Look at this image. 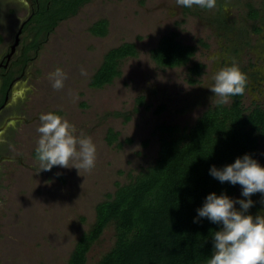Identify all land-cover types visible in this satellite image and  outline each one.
<instances>
[{
	"label": "rangeland",
	"instance_id": "obj_1",
	"mask_svg": "<svg viewBox=\"0 0 264 264\" xmlns=\"http://www.w3.org/2000/svg\"><path fill=\"white\" fill-rule=\"evenodd\" d=\"M30 3L0 0L8 30L0 52L14 42L30 15ZM251 5L261 11V20L250 18ZM102 20L109 23L108 34L93 35L91 28ZM173 33L196 48L195 57L188 66L160 68L150 52ZM32 34L19 36L20 49L34 41ZM39 42L40 50L29 54L27 81L18 89L26 121L16 123L8 145L9 157L22 160L0 165V264H67L80 238L95 225L96 207L115 195L118 184H129L154 165L161 147L159 127H193L218 104L206 86L220 67L238 64L249 83L244 108L264 109V0H216L212 9L184 7L178 0H92ZM125 43L136 45L137 57L121 62V75L111 85L91 87L106 54ZM194 63L203 64L205 72L190 84ZM57 67L67 74L60 90L48 79ZM231 104L229 98L225 105ZM162 106L166 109L158 113ZM47 112L68 119L77 134L92 137L97 158L91 171L54 166L39 173L37 128L41 113ZM110 131L118 134L112 144ZM258 161L264 166V140ZM235 198L246 199L241 187ZM251 199L255 203L249 212L255 215L264 209V198L256 193ZM115 243V226L110 225L88 253V264L99 263Z\"/></svg>",
	"mask_w": 264,
	"mask_h": 264
},
{
	"label": "trees",
	"instance_id": "obj_2",
	"mask_svg": "<svg viewBox=\"0 0 264 264\" xmlns=\"http://www.w3.org/2000/svg\"><path fill=\"white\" fill-rule=\"evenodd\" d=\"M91 1L40 0L27 22L26 30L36 37L26 46L24 65L33 59L31 51L40 50L41 36L47 38L62 21L77 15ZM249 16L262 19L261 11L252 5ZM108 25V21L102 20L90 31L105 37ZM150 53L160 68H178L192 63L196 48L184 45L173 33L163 37ZM137 55V47L132 43L110 50L92 77L91 87L111 85L121 75V62ZM204 72L203 64L194 63L189 68V83L196 84ZM244 77L245 91L230 97L231 105L218 103L190 128L159 127L161 147L154 165L129 184H118L115 195H109V200L96 207L95 225L80 238L67 264H88V253L110 225L115 226L116 243L97 264H205L212 252V232L218 226L206 218L194 223L196 209L211 192L226 191L235 198L241 187L221 184L209 175V168L233 163L246 153L259 160L264 140V109L256 107L247 112L243 105L249 88L247 76ZM165 109L160 107L158 113ZM117 139L118 134L110 131L108 142L112 144Z\"/></svg>",
	"mask_w": 264,
	"mask_h": 264
},
{
	"label": "clouds",
	"instance_id": "obj_3",
	"mask_svg": "<svg viewBox=\"0 0 264 264\" xmlns=\"http://www.w3.org/2000/svg\"><path fill=\"white\" fill-rule=\"evenodd\" d=\"M178 3L188 8L198 4L212 9L216 0H178ZM81 74L86 75V72L82 69ZM48 79L53 89L60 90L67 74L57 67L48 74ZM211 81L206 88L218 103H227L230 97L245 91V77L235 62L220 67L212 74ZM39 120L40 137L35 150L39 173L51 171L54 166L75 168L78 173L81 169L91 171L95 167L97 149L91 136L77 134L75 126L55 112L41 113ZM209 175L221 184L240 185L241 196L246 199L230 197L226 191L211 192L196 209L194 223L206 218L218 226L212 232V252L205 264H264V209L255 215L249 212L255 203L251 199L253 194L260 193L264 198V166L246 153L222 167L211 165Z\"/></svg>",
	"mask_w": 264,
	"mask_h": 264
},
{
	"label": "flooded vegetation",
	"instance_id": "obj_4",
	"mask_svg": "<svg viewBox=\"0 0 264 264\" xmlns=\"http://www.w3.org/2000/svg\"><path fill=\"white\" fill-rule=\"evenodd\" d=\"M30 1L31 10L29 17L22 22L15 36L14 42L10 43L6 50L0 52V165L4 161L20 159L19 157H9L8 145L13 143L12 139L14 134L17 133L18 128L16 123L26 121L24 110L21 108L22 99L19 95L15 94V91L19 85H23L27 81L26 69L28 65L25 66L23 62L26 59V46L21 49L19 48L23 44V41L20 39L24 33L30 31L26 30L28 24L27 22L32 18V15L35 12V7H38L40 4V0ZM8 12L9 15L14 14L10 9H8ZM5 19L6 15L1 14L0 12V28H2L0 30V46L4 44L6 33H8V30L3 28L6 26ZM31 33L32 32L30 31V34ZM18 34L20 35L19 44L15 49H13L16 44ZM32 35L35 39L36 34L33 33ZM10 55L11 57H9Z\"/></svg>",
	"mask_w": 264,
	"mask_h": 264
},
{
	"label": "water",
	"instance_id": "obj_5",
	"mask_svg": "<svg viewBox=\"0 0 264 264\" xmlns=\"http://www.w3.org/2000/svg\"><path fill=\"white\" fill-rule=\"evenodd\" d=\"M20 33H21V31H20ZM19 33V34H20ZM18 34V36H17V41H16V44L14 45V47H13V49H15L16 48V46L19 44V35ZM12 53H13V51H12ZM9 57H11V55L9 56ZM16 157H19V156H16ZM16 157H13V158H16ZM20 159H17V160H13V161H21L22 159H21V157H19Z\"/></svg>",
	"mask_w": 264,
	"mask_h": 264
},
{
	"label": "crops",
	"instance_id": "obj_6",
	"mask_svg": "<svg viewBox=\"0 0 264 264\" xmlns=\"http://www.w3.org/2000/svg\"><path fill=\"white\" fill-rule=\"evenodd\" d=\"M21 85H22V84H21ZM21 85H19V86L17 87V89H16V91H15V92H16V93H15L16 95H19V94L22 92L21 90H18V89H20V86H21ZM23 94H24V93H23Z\"/></svg>",
	"mask_w": 264,
	"mask_h": 264
}]
</instances>
